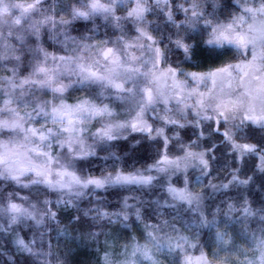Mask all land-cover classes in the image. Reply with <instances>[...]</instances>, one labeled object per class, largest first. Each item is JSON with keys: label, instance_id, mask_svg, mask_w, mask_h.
I'll return each mask as SVG.
<instances>
[{"label": "clouds", "instance_id": "clouds-1", "mask_svg": "<svg viewBox=\"0 0 264 264\" xmlns=\"http://www.w3.org/2000/svg\"><path fill=\"white\" fill-rule=\"evenodd\" d=\"M0 264H264V0H0Z\"/></svg>", "mask_w": 264, "mask_h": 264}]
</instances>
